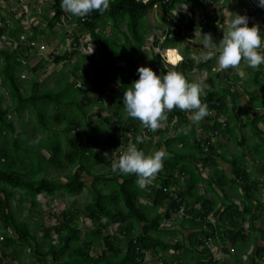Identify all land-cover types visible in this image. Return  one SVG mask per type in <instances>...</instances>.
Listing matches in <instances>:
<instances>
[{
  "label": "trees",
  "instance_id": "16d2710c",
  "mask_svg": "<svg viewBox=\"0 0 264 264\" xmlns=\"http://www.w3.org/2000/svg\"><path fill=\"white\" fill-rule=\"evenodd\" d=\"M155 1L143 3L137 0H110V9L105 13L100 14L94 10L81 18L64 11L61 0H52L53 15L44 17L45 27H33L28 41H38V35L44 36L47 32L54 31L52 29L57 24L79 25L86 31L98 45L97 58L80 51L86 44L80 42L79 36H74L69 50L64 48L57 54L49 53L55 63H70L72 57L78 58L71 64L69 72L80 81L79 86L64 74L58 76L52 87L41 88L37 78L23 80L20 78L23 68L37 72L44 64L38 62L33 67L25 64L29 57L28 50H34L35 46L24 47L20 44L11 50L0 49V87L5 91L0 92V263L9 251L18 259L23 255L31 264H143L148 252L160 254L171 248H184V237L177 238L174 244L167 243L164 237L169 232H165L161 226L170 218L171 212H178L182 204L185 207L181 219L183 229L189 227L206 231L202 233L204 237L217 236L220 241L230 242L231 245L251 237L250 234L246 236L242 223L249 219V228H252L255 216H252L251 211L256 208L264 212V201L259 197L261 190L264 191V128L260 127L261 124L264 125L262 65L250 70L248 66H244L241 69L243 78L237 73L233 78L229 76L230 79L227 76L230 84L227 88H217L219 73L214 72L207 78V95L201 99L215 114L212 118L211 115L206 117L209 123L203 125L202 133L208 132L211 135L204 137L200 134L196 137L193 128L188 132H181L178 124L185 123L187 111L175 107L168 112L167 121L171 122L176 117L178 124L172 125L174 136L167 137L168 127L159 130L160 137L154 144L157 148L164 146L169 153L162 171L158 173L159 178L155 179L156 183L161 182L160 187H140L136 183L135 174L120 173L115 178L116 172L112 170L111 160H105L102 144L105 142L111 148H119L129 139L124 131L131 132L138 147L144 144L140 121L129 117L123 104L124 91L133 80L138 79V73L132 67L118 66V63L128 62L134 65L133 54L143 51L147 16L152 5L157 3ZM182 3L202 5L200 0L160 1L162 12L169 16V26L184 24L182 16H179L176 23L171 15V11ZM257 13H264V8L257 4L250 7L249 16L254 17ZM249 24L254 23L249 20ZM185 26L192 27L193 22L190 21ZM21 32L23 31L17 22L11 28L0 27V36L6 34L8 41L18 40ZM62 36L65 37L61 38L60 45H66L68 32ZM170 36L159 43L160 48L174 47L172 44L178 40ZM155 43L158 44L157 41ZM185 51H188L187 47ZM154 58L157 66L154 62L146 65L157 72L167 70L160 54H155ZM192 63V59L184 58L173 69L186 75L193 68ZM204 66H207V62L197 64L198 68ZM82 68L84 72L80 73ZM239 80H242L240 85L244 93L250 95L246 102V109H249L250 114H247L243 106L240 109L235 107L238 98L236 93L239 92L235 85ZM88 81H91L99 93L97 101L100 108L103 109L102 104L106 102L107 108L112 111L101 118L100 129L89 126L94 100L86 86ZM110 83H116L117 87H108V92L104 95L105 88ZM253 87L257 89L258 95L252 90ZM5 99L8 100L6 105ZM11 113L16 119L27 113L28 119L15 123L9 117ZM221 116L225 117L223 121H219ZM244 116L246 121L243 123ZM234 118L245 130L239 128L241 135L234 142L238 151L242 152L227 157L224 143L214 141L213 138L226 134L231 137L237 123H233ZM65 120L67 123L60 128L59 125ZM246 128L251 132L250 137L246 136ZM76 130H79L78 135L73 133ZM145 133H148V128ZM138 138H142L140 142L137 141ZM219 159L232 167L230 175L219 167ZM103 163L110 167L108 175L97 174ZM198 163H201L202 168H211L207 176H202ZM55 170H66L65 182L61 181L59 174H55ZM83 174L93 177L90 185L83 180ZM200 183L207 189L203 194L199 191ZM172 186L175 187L179 202L163 190ZM214 188L220 190V195ZM84 189L91 191L92 198L82 209L69 206L59 215V222H52L50 225L41 223L36 226L32 221L35 214L40 215L37 212V196L43 193L53 196L57 191L77 195ZM207 193L215 198H207ZM235 193L242 200L241 208L233 201ZM16 197L18 203L14 205L12 202ZM140 198H145L150 204L142 203ZM27 202V214L20 217ZM161 207L164 210L160 212ZM212 213L218 215L217 229L212 228V224L207 221ZM81 215L93 224L86 232L79 228ZM111 225L125 237L124 250L116 247L110 234H103L104 229ZM197 235L198 232H194L193 239L189 235L188 240L204 244L201 238L198 240ZM100 242L105 244L106 249L97 256H92L93 245ZM257 252L262 259L264 247H258ZM212 261L197 260L194 264H213ZM183 264L193 263L186 261ZM251 264L260 263L257 261Z\"/></svg>",
  "mask_w": 264,
  "mask_h": 264
},
{
  "label": "rangeland",
  "instance_id": "374dc122",
  "mask_svg": "<svg viewBox=\"0 0 264 264\" xmlns=\"http://www.w3.org/2000/svg\"><path fill=\"white\" fill-rule=\"evenodd\" d=\"M200 1H202L204 4V13H202V11H199V10L196 12V15H195V16H197V18H195L196 23H197V21L202 19V14H203V17L206 20H207V18L209 20H213L218 25V27L221 28L222 22L220 21V18H221V15H223L225 17V22H226L225 24H223L224 25L223 30H224L226 24L235 15V12H231V9H229L230 7H228V9H226V7L223 4H227V3L232 2L233 4H239L241 6H244V7L240 6L241 7L240 11L243 14H247L248 17L253 20L252 22L254 24H258L260 26V28L262 29V31L264 32V13H257L256 16H254V17L249 16L250 15L249 14L250 7L257 4L256 0H230V2H228L226 0H223V1H220V0L217 1L216 0L217 2L216 1L211 2V0H200ZM188 5H193V4H188V3L178 4L176 6V9H174V11H171L172 14H175L172 16L176 17L175 19H177L179 14H184V15H186V17L188 16V18H189L190 13L187 10ZM159 7H160V3L157 2L156 4L152 5V9L149 11V15L147 17V24H150L152 26V30L150 31V33L147 34V39H146L145 44H144V49L141 52L142 56L141 55L135 56V66L137 68L140 65H145V64L149 63L150 61H152V57L154 55L153 52L160 53L163 56V50L160 47H154L155 43L153 42L154 40L151 38L152 36H154V34H158L160 32V30L155 31V29H158L157 25H159V26L168 25L167 24L168 23L167 22L168 16H167V14L163 13ZM53 13H54V11L52 9V0H0V27L6 26L7 28H11L12 26H14L15 22H17L18 25L20 26L21 30L23 31L19 34L18 40H16V41L14 39H12L9 41L7 40L5 43L0 42V49L11 50L12 48H15L16 46H18L20 44L24 45V47L28 46V44H29L28 37L33 32V27L36 26L39 29L45 27L46 21H45L44 17L45 16L51 17L53 15ZM184 22H188V19L184 20ZM162 27H164V26H162ZM123 29L125 30L124 27H123ZM52 30H54V31H51L49 33L47 32V34L44 36L38 35L39 40H42L43 43H45L47 45L45 51L44 50L43 51L37 50V49L32 50V49L28 48L29 49L28 50L29 57L26 61V65L29 67H33L38 62H44L42 68H40L37 72H32L30 69H27L25 67L20 72V78H23V80H31L32 78H37L38 81L40 82V87L44 88V87H52L55 84V82L58 80V76L64 74V75L69 76V78H70L69 80L71 82L77 84L80 81H78L77 78L74 77V75H71L72 73L69 71L71 69V64L73 62H76L78 60V58L76 56L72 57V60L70 63L68 61H63L61 63H55L52 59V56H50L49 53L53 54L51 52H57V46L59 47L58 50H60V52L64 48L69 49L68 47H69L71 41L73 40L74 36H79V37H81L80 42L86 44V46L81 47L80 51L95 59V58H97L96 53H97L98 45L90 39L87 32L84 31L83 29H81V27L79 25H74V26L70 25L69 26L67 24V26H60L59 24H57ZM223 30H222V33H223ZM66 31L68 32V37H67V39H65L66 45L65 44L60 45L61 38H64L66 36V35L62 36V34H64ZM197 31L198 32H194V33L189 32V31L184 32L183 36L186 38L187 44L190 42H193V45L194 44H200L202 42L206 43L205 38H206L207 34H204L205 38L203 37L204 39L202 40V35L200 34V28H198ZM53 32H55L56 34L53 35L54 34ZM169 32L172 35V37L175 36V31L173 29L169 30ZM201 32L205 33L202 31V29H201ZM209 32H212L210 34L214 38L213 41L215 42V45H217L219 43V41L221 40V38L219 36L217 37V35L220 32L218 34H216L213 31H209ZM159 36H161V35H159ZM158 43H160V42L158 41ZM187 44L186 45H184V44L180 45L179 43H174L172 45L178 47L177 49H179L180 53L182 52L183 55L185 56V52H188V51H185V47L187 46ZM167 56L171 62L172 61L176 62L178 60V57H177L175 51H173V50L167 51ZM187 56H189L191 58L193 57L190 54H187ZM193 59L196 61L204 60L202 56H198L197 58L193 57ZM164 65L168 66L169 69H172L171 67H174L171 64L166 63V62ZM244 65H246V63L245 64L241 63L238 66V68H231L229 73L233 74L235 72H239L240 71L239 69L241 67H243ZM118 66L127 67L129 65L127 63H123V64L118 63ZM213 66L216 67V70L218 68H220L218 63L214 64ZM262 66L264 69V64H262ZM213 71H215V70H213ZM83 72H84V70L82 68L80 73H83ZM243 74H244L243 71L239 72V75L241 77H243ZM246 74L251 76V73L248 71L246 72ZM188 75H189L188 77L193 78V79L204 80L205 85L207 86V81H206L207 74H205V72H198L195 70V71L190 72ZM229 76H231V74H229ZM0 81H1V76H0ZM262 84H264V83L262 82ZM86 86H87V88H89L90 96L94 100L93 106L90 110V115L92 116V118L90 120L89 126L100 129L101 118L103 116H108L109 114L112 113V111H110L107 108L106 102H103V104H102L103 109L100 108L101 105H100L99 101H97V96L99 95V93L95 89V87L93 86L91 81L86 82ZM216 86H217V88H219L218 84H216ZM108 87L115 88V87H117V84L116 83L108 84L107 87L105 88L104 95L107 94ZM258 89H260V88H258ZM240 90H241V93L240 92L238 93L239 94V96H238L239 101L237 100L235 107L238 109H240L242 106L245 107L244 110H246L247 114H248L249 109H246V106H248V104L246 102L248 101L250 95H247L246 92L244 93V91L242 90V87H240ZM252 90H254L257 95L259 94L256 88L253 87ZM0 92L5 93L4 89L1 87H0ZM6 104H8L7 99L4 100V105H6ZM231 115H232V113H231ZM9 117L15 123H19V122L26 121L28 119V114L27 113L23 114V116L20 119H16V116L12 113L9 115ZM189 118H190V115H189ZM231 120H233V118H231ZM32 121H35V119L32 118ZM242 121H243V123L246 121L245 116L242 117ZM236 122L237 121L235 119L233 123H236ZM66 123H67L66 120L63 121L59 125L60 128L64 127V125ZM203 124H204V122L202 121L201 127H203ZM182 125L183 124H181V127H182ZM237 125L244 130V126H242L241 123L239 124L237 122L236 127L233 129V132H232L231 142L228 139H225V141H223V143L224 142L229 143V144H227V152H226V155L228 157L232 156V155L241 154V152H242V150L236 151L237 149L234 146L235 145L234 142L241 135L240 130L238 129ZM191 126H192V124L188 123L187 127L190 128ZM263 128H264V126H263ZM196 130H198V127H196ZM246 130H248V128H246ZM73 133L75 135H78L79 130H76ZM199 134L207 135L206 133H199ZM247 134L251 135V132L248 130ZM69 136H72V134ZM218 137L219 136H217L216 138H218ZM145 140L149 142V144L147 146L148 147L150 146L152 148L153 143L155 142L154 136L148 137L146 135ZM216 141H218V140H216ZM131 142L133 143L132 140L131 141L129 140V141L123 143L121 145L120 150H122V148L124 149V147H126V145H128ZM120 150L118 148L117 149L111 148L105 142L102 144L103 155H104L105 160L107 162L110 161L109 160L110 158H111V161H112V158L118 159L119 156L121 155V153H119ZM44 154H46V151H44ZM99 168H100V170H98L97 174L108 175V173L111 172V171H109L110 167H108L107 164H104ZM226 170L228 171L229 168L227 167ZM55 174H59L61 181L65 182L66 170H61V172L58 170H55ZM259 176H260V174H259ZM83 180L87 184L90 185L92 183L93 177L89 174H83ZM159 183H161V182H159ZM200 185H203V186L200 187ZM200 185H199V189L202 191L205 190V185L203 183H200ZM91 195L92 194H91V191L89 189H84L82 192H80L77 195L67 194V193H64L62 191H57L53 196H49V195L43 193L40 195V197H37V200L39 201V213H40V215L37 216L36 218H39V220H36V221L32 220V221L35 222L36 226H39L41 223H44L46 225H50V224H52V222L57 223L60 220L59 215H61V212L65 208H67L69 206H73L74 208L82 209L91 200V198H92ZM207 196H209V195L207 194ZM259 197L261 200H264L263 189L261 190V196H259ZM238 198L239 197L235 193L233 201L234 202L237 201ZM12 203L14 205L17 204L18 203V197H16ZM28 206H29V202L24 204V206H23L24 209H23V212L21 213L20 217H24L27 214ZM78 224L80 225L81 229L84 232H86L88 229L92 228V222L88 218H85L84 216H81L79 218ZM261 227H263V229H264V225H262ZM31 229L33 230V226ZM244 229L246 230V228H244ZM171 240H172V242H174L173 239H171ZM262 246H264V244H262ZM262 246H260V247H262ZM103 247H104L103 243L101 242V248H103ZM237 249L238 248L236 247L233 253L239 254V250H237ZM240 250H241V256L236 255L232 259L233 262L236 264H242L241 263L242 255L246 252V249L243 247ZM95 252L97 254H99L101 251L97 248V251H95ZM224 256H226V255H224ZM263 260H264V258L262 259V261ZM160 261L161 260H159L156 255L151 253V254H148V256L146 257L144 264H161ZM25 262H27V260L24 258L23 255H21L18 264H24ZM262 263L264 264V262H262Z\"/></svg>",
  "mask_w": 264,
  "mask_h": 264
},
{
  "label": "clouds",
  "instance_id": "9594fccd",
  "mask_svg": "<svg viewBox=\"0 0 264 264\" xmlns=\"http://www.w3.org/2000/svg\"><path fill=\"white\" fill-rule=\"evenodd\" d=\"M137 1L146 3L149 0ZM160 1L166 0H156L155 2L160 3ZM256 3L259 7L264 8V0H256ZM61 7L71 15L84 18L94 10L100 14L108 11L110 9V0H61ZM181 26H184V24ZM168 35L171 34L158 36L160 42ZM205 39L206 50L202 53L203 59L207 61L215 58L222 70L238 68L242 60L251 69H258L264 64V35H262V29L258 24L250 25L247 14L235 13L226 24V28L223 30V37L218 45L212 46L213 38L211 34H207ZM72 42L73 40L70 44ZM58 48L57 46L55 54L60 51H58ZM178 53L182 57L180 52ZM160 59L162 62L164 61L161 54ZM180 62L182 60L175 66ZM172 63H175V61H172ZM137 73L138 79L133 80L130 87L124 91L123 104L127 115L138 119L143 127L156 131L162 126V122L167 120L168 112L175 107L190 111V118L196 122L211 115L208 104L201 99L202 96L207 95L204 80H189L183 72L176 69L169 70L168 66L167 70L157 72L150 65H140L137 68ZM78 85L79 83L76 86ZM121 141L124 140L122 139ZM168 156L169 153L162 148L151 153H145L136 143H129L119 158L113 160L111 167L113 172L135 174L137 177L136 183L140 187H147V183L162 170L164 160ZM153 186L156 188L160 187V185ZM166 191L171 196L172 194L178 196L173 186L166 189ZM182 217L180 216V219ZM208 218L210 217L208 216ZM212 220L214 222L210 221V223L214 224L216 221ZM208 238L211 237H203L202 241L209 243L207 242Z\"/></svg>",
  "mask_w": 264,
  "mask_h": 264
},
{
  "label": "crops",
  "instance_id": "0c3cea01",
  "mask_svg": "<svg viewBox=\"0 0 264 264\" xmlns=\"http://www.w3.org/2000/svg\"><path fill=\"white\" fill-rule=\"evenodd\" d=\"M213 1H216V0H211V2ZM219 1V0H217ZM216 1V2H217ZM220 1H223V0H220ZM228 2H230V0H226ZM202 2V1H201ZM215 5V4H214ZM226 9H228V7H230L229 9H231V12H235V13H240V14H243L241 11H240V8L241 7H244V6H241L239 4H233L232 2L230 3H227V4H223ZM227 5V6H226ZM241 6V7H240ZM176 9V8H175ZM187 10L189 11L190 13V16L188 18V16L186 17V15L184 14H179V16H182L183 17V21L188 19V22H184V26H181L179 24H175L174 26H169V25H162V26H158V29H155L156 30H160V32L158 34H154V36H152L151 38L154 40L153 42L155 43L157 41L160 42V39H159V35H164V34H168V31L169 30H174L175 31V36L173 37L174 39L178 40L176 43H179L180 45L184 44L186 45L187 44V40L185 39V37L183 36L184 32H198L197 29L200 28V34L202 35V40L205 38L204 34H210L212 32H209V31H213L215 32L216 34H219L217 35V37L219 36L221 39L223 37V33H222V30L224 28V25L226 22H225V17L223 15H221V18H220V21L222 22V27H218V25L213 21V20H209L207 18V20L203 17V14H202V19L197 21V23L195 22V18H197L196 15V12L199 10V11H202V13H204V4L202 2V5L201 6H196L195 4L193 5H188L187 6ZM174 11V10H172ZM149 15V14H148ZM171 15H175V14H172L171 12ZM179 16L177 17V19H175L176 17H174V22L178 23V18ZM148 17V16H147ZM251 17V16H250ZM169 18V16H168ZM167 18V19H168ZM214 19V18H213ZM250 19V18H249ZM197 20V19H196ZM190 21L193 22V26L192 27H186L185 25L187 23H189ZM250 21H253L252 19H250ZM147 23V22H146ZM199 25V26H198ZM180 27L184 28L183 30V33L182 35L179 34V31H180ZM226 28V26H225ZM145 29L147 30L146 32V39H147V34L150 33V31L152 30V26L150 24H147V26H145ZM201 29L203 32L205 33H202L201 32ZM204 37V38H203ZM213 38V37H212ZM214 40V38H213ZM218 45V44H217ZM212 46H216L215 45V42L213 41L212 42ZM154 47H159V43L156 44L155 43V46ZM187 49H188V52L185 54V56L183 55V53L181 52L180 54L182 55V57L179 55L178 52L179 49H177L178 47L174 46V47H170V48H161L163 50V58H164V61L163 63L165 64L166 63H169L171 64L172 66L175 67V64H177L180 60H184V58L186 59H192L194 63H192L193 65V68L191 70H188V72L186 73V77L189 79V80H196V79H193V78H190L188 77L189 73L192 72V71H198V72H205V74H207L206 76V81H207V78L214 72H217L219 73V77H218V85L219 86H224L225 88L229 87L230 84H229V79L234 75V74H238L239 75V72L241 71V69L244 67V66H247V65H244L243 67H241L239 70V72H235V73H229V71L231 70V68L229 69H225V70H222L221 68H218L216 70V67H214L213 65L214 64H217L215 58L211 59V60H201L203 62H207V66H204V67H201V68H198L197 67V64L201 61H196L193 59V57L197 58L198 56H202V53L206 50V43L202 42L200 44H194L193 45V42H190L187 44ZM192 48V49H191ZM144 49V48H143ZM169 49V50H168ZM170 50H173L175 51L177 57H178V60L175 62V63H172L170 61V59L168 58L167 56V51H170ZM192 51V52H191ZM153 54H158L156 52H153ZM187 54H190L191 56H193L192 58L187 56ZM136 55H141L142 56V53H139V54H133V57L135 58ZM154 55L152 57V61L150 62H154L155 58H154ZM140 56V57H141ZM139 57V58H140ZM212 61V62H211ZM127 63L129 66L127 67H132L133 70H137L135 64L134 65H131L129 64L128 62H125ZM155 63V62H154ZM242 64H245V62L241 61ZM123 64V62L121 63ZM180 64V63H179ZM146 65V64H145ZM158 64L155 63V66H157ZM174 67H171L172 69ZM263 67V66H262ZM172 69H169V70H172ZM215 70V71H213ZM250 70V68L248 69ZM264 70V69H263ZM247 72V71H246ZM229 74H231V77H229ZM228 76V78H227ZM240 76V75H239ZM241 77V76H240ZM233 78V77H232ZM243 78V77H242ZM241 81L242 80H239L238 83L235 85L236 88L238 89V91L241 93V90H240V87H241ZM208 87V82H207V86L205 85V88ZM235 91V90H233ZM236 92V91H235ZM238 92V93H239ZM236 93V94H238ZM239 96V94H238ZM238 100V98H237ZM239 101V100H238ZM214 111L211 112V118L212 116H214ZM189 115L191 116V113L190 111H187V120L185 121V123H183L182 127H181V124H178L177 122V118L175 117L171 122H168L167 120L163 121L162 122V126L157 129L156 131H152L151 129H148V133H144L145 132V127L142 126L141 124V136H142V133H143V141H144V144L142 146H140L139 148L142 149L145 153H151L153 152L154 150H158V149H164V146H160V147H155L154 144L158 141L159 137H160V132H158L159 130H164L166 127H168V134H167V137H170L171 135L174 136V132H172V125L173 124H178V127H179V130L181 132H188L189 130H191L192 128L195 130V134H196V137H198L200 134L199 133H202L203 132V127H201V124H202V121L204 122V124H206L209 120L205 117L203 120L199 121V122H196V121H193L191 118H189ZM210 118V119H211ZM224 116H221L219 118V121H223L224 120ZM193 123H192V122ZM211 122V121H210ZM141 123V122H140ZM189 124H192V126L190 128L187 127V125ZM209 123V122H208ZM203 124V125H204ZM262 126V129H263V126L264 125H260V127ZM196 127H198V130H196ZM240 127L238 126V129ZM244 131V130H243ZM124 133L126 134V136L129 137L128 141L132 140L133 143H134V140L132 138V135H131V132L130 131H124ZM205 133V132H204ZM181 134V133H180ZM179 134V135H180ZM206 134H209L211 135L210 133H206ZM146 135L148 137L150 136H154V143H153V146L152 148L149 146H147L149 144L148 141L145 140L146 138ZM226 136V137H225ZM246 136L247 137H250L251 135H248L246 133ZM204 137H206V135H204ZM166 138V137H165ZM232 137H230L229 134H226V135H221L219 136L218 138L214 137L213 140H218L220 143L225 141V139H228L230 142H231V139ZM138 142L141 141V139H137ZM127 142V141H126ZM132 143V142H131ZM227 144L229 143H225L224 142V145H225V154H226V151H227ZM138 146V144H137ZM235 148L237 149L236 151H238V146L235 144L234 145ZM127 147V145H126ZM124 147V149L126 148ZM124 149L122 148V150H120L119 153H122L124 151ZM227 156V155H226ZM228 157V156H227ZM111 160V158L109 159ZM115 160V158H112V161ZM219 167L222 168L223 170L226 171L227 175H230L231 172H232V167L227 164V163H224L223 161H221L219 159ZM197 166L201 169V172H202V176H207L210 172V167L209 166H206L204 168L201 167V163H198ZM248 166H249V163H248ZM229 168V170L227 171L226 168ZM161 172V171H160ZM118 174H120L119 172H116V176L115 178H118ZM159 176L158 174L152 178L150 180L149 183H147L146 186H151L152 183L153 185L155 186H159L160 183H156L155 182V179H158ZM200 185V184H199ZM203 186V185H200V187ZM200 190V189H199ZM206 186H205V190H200V193H204L206 191ZM214 190H216L217 194L220 195V190L217 189V188H214ZM209 196H206L207 198L209 199H213L215 198L214 195L210 194V193H207ZM237 195V194H236ZM235 196V194H234ZM37 197H40L37 196ZM140 201L142 203H146L148 202L145 198H140ZM264 201V200H263ZM39 202V201H38ZM150 204V202H148ZM236 204L239 205V207L241 208L242 207V200H240L238 198L237 201H235ZM220 203H218V206H219ZM198 205H196L197 207ZM160 212L164 210V207H161L160 209ZM39 213V210L37 211ZM252 213V216H255V219L252 220V228H249V219H245V221L242 223V227L243 229L246 228V230L244 229V232L246 234V236L248 234L251 235V237H249L248 239L246 238L243 242L239 241L236 245H231L230 242H226L224 243L223 241H220V239L215 236V237H211V241L210 243H205L204 244H199V243H196V242H193V241H189L188 240V237L189 235H191V240L193 239V236L192 234L195 232L197 233L198 232V235H197V238L198 240L201 238L204 237V235H202V233L206 232V231H202V230H198V229H195V228H189L188 229H183V227L181 226V219H180V215H172L169 219H166L162 224L161 226L164 228V230H166L165 232H169L167 233V235L164 237V240L167 242V243H171V244H174L176 239L178 238H181V237H184L185 238V245L182 246L184 248H178V249H169L163 253H160V254H154L157 256V258L159 260H161V264H183L184 262H192L193 264L195 262H197V260H202V261H208L209 259L213 260L212 263L213 264H236L233 262V257H235L236 255L238 256H241V248H245L246 249V252L242 255V258H241V263L242 264H251L252 262H259L261 264H263L262 262H264V260L262 261V259H260V257H258V252L256 253V250L258 249L257 247H260L262 246V244H264V229L263 227H261L262 225H264V212L261 211L260 209H256L254 208L253 211H251ZM37 216L39 215H34L33 216V220L36 221V220H39V218H36ZM82 216V215H81ZM80 216V217H81ZM210 219H214L215 221L218 219V215L216 216V214L212 213L209 215ZM213 226V227H212ZM212 228L215 227V229H217V225H216V222L214 224H212ZM92 227H93V224H92ZM79 228L81 229L80 225H79ZM209 232V231H208ZM110 234V236L113 237V243L116 244V247H118L119 249L121 250H124V240H125V237L118 231L116 230V227L114 225H111L109 226L108 228L104 229V235L105 234ZM102 234V235H103ZM249 235V236H250ZM170 239V240H169ZM174 240V242H172V240ZM103 243V242H102ZM103 248H101V242L100 243H95L93 245V249L91 251V255L92 256H97L98 254L95 252L97 251V248L102 252L104 249H106V246L105 244L103 243ZM238 248L237 250H239V254H235L233 253L235 248ZM264 247V246H262ZM189 251V252H187ZM1 249H0V255H1ZM7 256L5 257V259L3 260V262H7L9 264H18L19 263V260L17 257H15L13 255V253H9V251H7ZM148 254H151V252H148L146 254V257L148 256ZM153 254V253H152ZM226 255V256H224ZM146 259V258H145ZM0 263V264H3ZM145 262V261H144ZM24 264H31L29 261L25 262ZM144 264V263H143Z\"/></svg>",
  "mask_w": 264,
  "mask_h": 264
},
{
  "label": "built area",
  "instance_id": "2783aa9c",
  "mask_svg": "<svg viewBox=\"0 0 264 264\" xmlns=\"http://www.w3.org/2000/svg\"><path fill=\"white\" fill-rule=\"evenodd\" d=\"M7 41V37L4 35V34H1V36H0V42L1 43H5ZM30 46H35V49H37V50H46V45H45V43H43L42 41H32V42H29V47ZM70 46V45H69ZM59 51V50H58ZM79 86V85H78ZM164 191H166V189H164ZM172 198H174V200H176L177 202L180 200L179 198H178V196L176 195V194H172ZM184 213H185V208H184V206L182 205L180 208H179V211L177 212V213H175V212H172L171 214L172 215H180V216H184ZM209 222L210 221H212V222H214L213 220H211L210 218H208L207 219ZM210 241H211V238H208L207 239V242H209L210 243Z\"/></svg>",
  "mask_w": 264,
  "mask_h": 264
},
{
  "label": "bare ground",
  "instance_id": "6f19581e",
  "mask_svg": "<svg viewBox=\"0 0 264 264\" xmlns=\"http://www.w3.org/2000/svg\"><path fill=\"white\" fill-rule=\"evenodd\" d=\"M167 1H168V0H166V1H163V2H167ZM179 29H180V31H179V34H180V35H182L184 28L180 27ZM168 33L170 34V32H169V31H168Z\"/></svg>",
  "mask_w": 264,
  "mask_h": 264
}]
</instances>
